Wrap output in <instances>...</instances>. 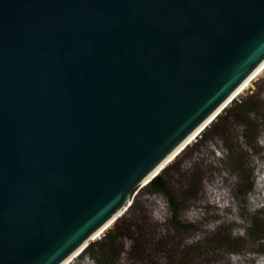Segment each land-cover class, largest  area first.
Returning <instances> with one entry per match:
<instances>
[{
	"label": "water",
	"instance_id": "obj_1",
	"mask_svg": "<svg viewBox=\"0 0 264 264\" xmlns=\"http://www.w3.org/2000/svg\"><path fill=\"white\" fill-rule=\"evenodd\" d=\"M263 62L264 0H0V264L83 252Z\"/></svg>",
	"mask_w": 264,
	"mask_h": 264
},
{
	"label": "rangeland",
	"instance_id": "obj_2",
	"mask_svg": "<svg viewBox=\"0 0 264 264\" xmlns=\"http://www.w3.org/2000/svg\"><path fill=\"white\" fill-rule=\"evenodd\" d=\"M263 77L264 72L237 99L252 92ZM259 126V129L264 127V122L259 123ZM253 135L246 133L239 124H233L228 142L233 157L228 158L217 144H204L183 157L180 173L167 177L166 182L172 193L181 202L179 222L187 225L186 228L175 226L170 221L164 197L152 193L147 187H141L133 197L132 207L100 238L115 225L123 228L132 225L130 233L133 238H139L146 254L141 259L137 258L130 252L134 243L129 238H122L117 241L116 247L121 253L113 264H232L234 259H242V254H247L249 249L258 247L256 250L264 252V189L257 184V192L249 193L246 200L245 196H241L240 190H237V185L246 184L250 172L247 153L252 148L259 151L253 144ZM200 138L199 135L188 148ZM236 155L243 164L242 177L237 173ZM213 156L218 161L213 160ZM216 163L223 165L228 179L225 180L226 187L221 193L213 195L215 189L210 187L209 181L215 178L214 173L218 174L222 170L214 166ZM189 183H194L199 189L194 197L185 189ZM221 195L223 200L220 199ZM249 213L260 214L263 229L260 236L251 235L248 231L246 215ZM85 256L79 255L70 264H81Z\"/></svg>",
	"mask_w": 264,
	"mask_h": 264
},
{
	"label": "trees",
	"instance_id": "obj_3",
	"mask_svg": "<svg viewBox=\"0 0 264 264\" xmlns=\"http://www.w3.org/2000/svg\"><path fill=\"white\" fill-rule=\"evenodd\" d=\"M264 122V77L260 84L250 93H247L240 99L235 98L206 129L200 134L201 138L197 140L190 148L188 146L178 155L170 165H167L159 175L150 181L144 187H147L152 193L160 194L164 197L168 206L170 221L175 226H182L186 228L187 225L180 224L179 218L181 213V202L172 193L169 184L166 179L171 174L180 173L182 167L183 157L187 153L194 152L201 145L209 144L210 146L218 145L222 148V151L226 153L227 157H233L231 147L229 146V133L233 124H239L242 126L246 133L254 134L252 140L255 144L259 132V123ZM180 156V158H179ZM236 169L240 177L244 175L243 164L240 163L238 155ZM239 162V163H238ZM191 196H196L199 193L198 187L193 183H189L185 188ZM251 189L249 183V175L247 177L246 184L237 185V190H240L241 196H245V193ZM242 190V191H241ZM132 207V204L130 205ZM259 215L257 213H249L246 215V225L251 235H258L262 233V227L260 224ZM132 225H127V228L118 227L117 225L111 231H108L104 237L100 238L97 242H92L88 247L80 254L86 255L91 258L96 264H113L117 261L118 255L121 252L117 251V241L119 239L131 240L134 244L130 252L141 259L146 254V250L137 238H133L131 235ZM97 240V239H96ZM260 241V239H259ZM77 258V257H76ZM73 261V260H72ZM71 263V262H70ZM69 263V264H70Z\"/></svg>",
	"mask_w": 264,
	"mask_h": 264
},
{
	"label": "clouds",
	"instance_id": "obj_4",
	"mask_svg": "<svg viewBox=\"0 0 264 264\" xmlns=\"http://www.w3.org/2000/svg\"><path fill=\"white\" fill-rule=\"evenodd\" d=\"M264 127L258 132L257 138L255 140V145L259 148L257 152L254 148L250 153H247L246 160L249 164V183L251 184V189L248 191L250 193L257 192V184H260L261 189H264ZM213 160L218 161L215 156L212 157ZM216 168L222 169L220 173H214L215 178L209 181L211 188L215 189L213 195L221 193L222 189L226 187L225 180L228 179L227 171L223 170V165L220 163L214 164ZM207 191V190H206ZM160 195V194H157ZM248 193H245V200ZM220 199L223 200L224 197L221 195ZM258 249V247L256 248ZM249 249L247 254H242V259H234L232 264H264V252ZM81 264H93L89 256H85Z\"/></svg>",
	"mask_w": 264,
	"mask_h": 264
},
{
	"label": "bare ground",
	"instance_id": "obj_5",
	"mask_svg": "<svg viewBox=\"0 0 264 264\" xmlns=\"http://www.w3.org/2000/svg\"><path fill=\"white\" fill-rule=\"evenodd\" d=\"M264 72V62L261 64V66L253 73V75L246 80L241 87L239 88V90L233 95V98L236 97L241 94L244 90H246L247 88H249L251 86V83L256 80L262 73ZM201 129L197 130L196 132H194L189 139H187V141L178 149L176 150L170 157L169 159H167L160 167H158L153 173H151L148 178L144 181L142 186L147 185V182H149V180H151L152 178H154L155 176H157L160 172V170L165 166L169 165L170 163H172L174 161V159L180 155V153L184 150V148H186L187 146H189L191 143H193L198 136L201 134L199 133ZM123 213L121 212L119 215H117L115 217V219H117L118 217L122 216ZM115 219H113L110 223H108L104 228H102L100 231H98L95 236L92 238V240H96L99 237L102 236V234L109 229L112 224L114 223ZM82 252H80V250H78L77 252H75L64 264H69L70 262H72V260H74L76 257H78Z\"/></svg>",
	"mask_w": 264,
	"mask_h": 264
}]
</instances>
